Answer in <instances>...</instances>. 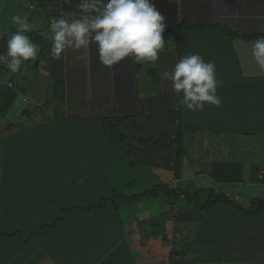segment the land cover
<instances>
[{
	"label": "crops",
	"instance_id": "1",
	"mask_svg": "<svg viewBox=\"0 0 264 264\" xmlns=\"http://www.w3.org/2000/svg\"><path fill=\"white\" fill-rule=\"evenodd\" d=\"M24 1L28 7L32 3V0ZM151 2L165 17V24H168L166 28L170 29V38L165 39L167 43L160 50L158 61L153 62L152 66H147V61L136 63L132 58H125L113 67H106L99 61L95 44L80 60L76 59L78 53L71 50L65 52V92L59 107L64 110L67 119L71 120L70 136L67 133H60L61 136L55 138L54 142L48 133L37 135V138L28 137L27 144L22 145L23 152H27V160L26 162L22 160L17 169L25 171L26 177L32 176L35 180L33 182L37 185L26 184L21 189L12 185V199L3 197L15 203L10 211L13 220L8 222L15 224L13 229L23 224L25 228L22 230H25L27 235L32 234L37 228L34 223L37 218L39 221L51 223L52 226V221L60 217L62 210L58 206L53 209L51 205L57 203L62 204V207L64 204L70 206V214L64 221L65 224L52 226L45 238L47 236L51 238L53 232H58L61 241L70 242L68 236L73 229L77 239L70 244L72 246L70 250L76 261L71 264H163L164 257L170 255V252L176 253L174 259L185 257L181 239L172 242L176 220L171 215L172 210L163 193L142 199H123L117 206L118 214L113 207L104 210L92 209L89 212L80 207L81 204L91 203L99 196L110 194L113 188L131 197L151 190L156 183L153 178L149 179L147 176L141 186L129 187L125 193L116 182L115 173L133 171V168L117 170L114 168L116 164L137 167L139 169L135 171L139 172L154 169L160 176L157 183L178 182L173 170L134 160L136 154L130 151L122 152L117 144L99 142L91 146L92 143L88 142L91 135L93 138L97 135L99 139H104L102 133L96 132L100 127L97 122L99 116L133 119V124L138 126V129L132 128L136 132L131 135L137 139H145L144 135L149 133L158 135L161 129L165 130V126H173L169 115L182 107L184 117L181 120L185 140H193V134L197 132H206L209 135L240 132L246 135L245 130H251L249 135L264 140V69L255 62L249 47L251 41L264 36V0H151ZM22 3L23 0H16L17 7ZM67 3L72 8L68 14L74 16L81 14L79 0H67ZM45 18V21L49 22L47 24H50L51 18L47 15ZM183 24H193L196 28L179 27ZM208 25L228 27L234 31L235 37L232 38L226 31H212L206 27ZM51 35L50 32V37H46L51 40ZM190 53H199L206 62L216 64L217 78L223 81L217 90L222 100L220 107L206 105L203 111L186 109L179 103V97L173 93L171 82L164 77L163 73L171 71L180 58ZM148 84H157L151 87V94L149 91L147 94L143 92ZM51 89L48 88L47 94L51 93ZM46 99L48 100L44 97L43 101L35 103L36 108L43 107L38 116H43V119H62L60 114L52 116L54 108L52 106L57 104L58 100L54 98L53 104L49 107ZM248 108L251 109L250 114L247 112ZM36 116H27V119H34ZM241 124H249L251 128L245 129ZM3 127H0L1 132ZM74 135L77 141L68 142V138ZM1 136L3 133L0 138ZM132 145L134 144L125 145V148ZM143 147V144L136 143L134 148L140 152ZM19 148L21 146L15 149ZM88 151L90 155L87 154ZM83 152L88 158H82L81 162L72 166L68 164L75 156L84 155ZM119 153H123V156L119 157L122 160H115L114 157H118ZM222 155L220 152L217 154ZM18 159L20 160L19 157ZM146 166H151V169L147 171ZM185 166L187 168L183 166L180 180L183 186H190L191 181L198 176L189 170L188 164ZM45 171L58 172L57 180L51 181V184L42 181L38 173ZM77 178L78 181H73ZM213 180L211 186L217 185L214 178ZM131 183L129 182V185ZM74 184L78 187L76 193L70 191ZM8 193L10 196V192ZM136 201L146 203L144 213L131 205V202ZM19 203L26 204L20 206ZM126 205L131 211L130 214L127 209L124 212L119 208ZM125 218L140 222L138 230L126 228ZM150 224L152 229L145 230V234L142 235V227ZM233 236L234 240H239L238 232ZM32 237L34 244L45 242L41 234ZM167 242H170V247ZM238 247L245 245L241 244ZM250 248L243 250H247V253L252 251L248 259H251V262L248 260L235 262L233 258V261L227 263H212L209 262L210 258L206 252L202 253V256L204 259L209 258L208 264H258L259 262L255 261L254 245ZM137 252L143 254L138 257ZM40 264H54V261L53 258L47 257Z\"/></svg>",
	"mask_w": 264,
	"mask_h": 264
},
{
	"label": "trees",
	"instance_id": "2",
	"mask_svg": "<svg viewBox=\"0 0 264 264\" xmlns=\"http://www.w3.org/2000/svg\"><path fill=\"white\" fill-rule=\"evenodd\" d=\"M46 1L45 3V0H32V3L37 5L33 8L29 6L30 12L43 13L45 16L47 15L48 18L53 19L68 14L72 9L67 3V0ZM203 26L204 25H200V27ZM179 27L196 28L193 24H183L181 26L179 25ZM206 27L210 28L212 31H226L229 36L232 38L235 37L234 31L228 27L222 25H208ZM16 30L17 28L11 27L5 35L0 36V54L7 52V41L10 35ZM169 31L170 29L165 28V32L163 33L165 39L170 38ZM26 34L38 45L35 63L32 64L31 67L35 69L38 68L40 60L43 58L48 74H50L53 79V93L48 94L49 98L48 100L46 99V103H48L47 105L50 107L54 102L52 101L54 98L58 100L57 104L52 106L54 107L52 116H54V114H60L62 119H27L24 124L20 119H10L11 117L8 115L9 110L17 98V95L21 92V88L17 85L14 77L9 78L7 81L2 80L3 77L2 79L0 78V127L4 126L2 132L0 131V135L3 133V136L0 138V157L3 160L0 168V264H40V262L47 257L53 258L54 264H71L76 261V258L72 257L73 252L71 253L70 250L72 248L70 244L74 243L72 241L77 239L74 230L72 229L74 232H72L73 235L71 233L68 236L70 242L61 241L58 237V232H53L52 235H54L51 238H48V236L45 238L52 226H58L62 223V225L65 224L64 221L70 214V206L64 204L62 207V204L57 203L51 205L53 209L58 206L62 210L60 217L56 221H52V226L51 223L42 220L39 221L37 218L34 220L37 228H35L30 235H27V232L22 230L25 226L23 224L22 226L18 221L15 222L21 226L12 231L1 228L3 223L13 220L10 217V211L15 206V203L9 202V199H3V197H6L5 193H11L12 185L19 189L22 187L24 188L26 184L35 183V185H37L36 182H33L35 180L32 179V176L26 177L25 171L17 169L23 162L22 160H24V162L27 160V152H23L22 145L25 146L27 144L29 140L28 137L37 138V135L47 133L51 134V140L53 142L55 138H58V136L60 137L62 133H67L68 136H70L69 121L71 120L67 119L64 110L59 107L60 104H62L65 92L64 54L60 59H55L51 55L52 40L44 36L40 30H28ZM178 35L179 33H177V36ZM28 62L29 60L25 61L21 65L20 70L13 74L19 73L25 66H29ZM7 70L10 71L4 63H0V77L4 76ZM29 100L30 99L25 96L22 98L24 103L29 104ZM250 110V108L247 109L248 114H250ZM30 111L31 110L27 108L22 109L20 116H22V114L23 116H31ZM182 112H184V109L180 107L169 115L170 121H173V126L175 127L159 133L155 141L152 138L146 141L132 136L131 134L136 132L133 129L138 127L136 125L134 126L133 119L99 116L97 122H99L98 124H100V127L96 132L102 133L104 139H99L97 135L93 138L91 135L88 138V142L92 143H89L91 146H93V143L99 142L103 144H117L118 147L122 149V152L130 151L136 154L135 157L138 161H142L149 165H159L164 169L173 170L175 179L179 183H157L156 181L151 190L143 191L131 197L113 188L110 194L99 196L95 198L94 201H91V203L81 204L80 207L85 212H89L92 209L104 210L113 207V210L118 214L117 206H119L123 199H142L147 196L155 197L163 193L172 210L171 215L176 220L173 227L174 234L172 242L174 243V238H176V240L178 238L181 239V245L184 249L183 254L185 256L183 259H174L176 253L170 252L169 264H198L200 260L204 259L202 253L205 252L210 258V260L209 258L203 260L207 264V260L212 263H227L228 261H233V258H235V262H245L252 253V251L247 253V250L251 249L250 247L252 245L255 247V261L261 262L258 264H264V196H252L248 203L243 204V202L231 198L228 193L220 188L223 183L244 182V166L250 168V171L248 168L247 172L249 182L264 184V165L256 161L250 162L248 165L247 162L245 163L238 159L226 157L216 158L210 160L211 169L208 168L206 174L214 178L217 185L196 187L192 185L183 186L180 179L182 177L183 161L187 155V150L181 120L184 117ZM74 121L82 120L74 119ZM18 126L22 128L17 130L18 132H14L12 128L17 129ZM250 131L245 130L244 133L251 134ZM130 135L132 139H130ZM74 141H77L75 135L68 138V142ZM174 142L176 143L174 144ZM131 143L135 146L136 143L143 144L144 147L140 152L135 151L134 145L125 148V145H131ZM157 143H161L160 147L163 149V152L157 150ZM20 146L21 148L15 149ZM152 146L154 147L153 150L151 149ZM83 154L84 155L75 156L69 160L68 164L72 166L81 162L82 158H88L85 156L84 152ZM87 154L90 155V151H88ZM136 158L135 160H137ZM47 162H49V160H47ZM130 164L133 165V162ZM61 172L63 171H60V173ZM38 174V177L42 181L45 180L46 183L49 184H51V181L54 182L57 180L59 176L56 171H45L39 172ZM78 179L79 178L73 181H78ZM73 187L74 188L70 191L74 193L78 192V187L75 184ZM9 198L12 199L10 196ZM180 201L182 204L179 203ZM23 204L19 203L18 205L23 206ZM5 209L6 212L4 211ZM235 232H238L240 235L238 241L234 240L235 236L232 237ZM38 234L44 237L45 242L42 244H34L33 242L32 236ZM241 244L245 245V247H238V245ZM33 245H35V247ZM243 248L247 250L244 251ZM248 261L251 262V259Z\"/></svg>",
	"mask_w": 264,
	"mask_h": 264
},
{
	"label": "clouds",
	"instance_id": "3",
	"mask_svg": "<svg viewBox=\"0 0 264 264\" xmlns=\"http://www.w3.org/2000/svg\"><path fill=\"white\" fill-rule=\"evenodd\" d=\"M79 7L80 15L65 14L50 22L51 55L55 59L68 50L79 54L76 59H83L95 44L99 61L106 67L125 58L136 63L158 61L165 46L166 24L151 0H79ZM28 30L29 25L23 24L13 32L7 52L0 54V63L13 73L37 56L38 45L26 34ZM249 47L255 62L264 69V36L251 41ZM163 75L186 109L203 111L206 105H222L217 90L223 81L217 78L216 64L206 62L199 53L183 56Z\"/></svg>",
	"mask_w": 264,
	"mask_h": 264
},
{
	"label": "rangeland",
	"instance_id": "4",
	"mask_svg": "<svg viewBox=\"0 0 264 264\" xmlns=\"http://www.w3.org/2000/svg\"><path fill=\"white\" fill-rule=\"evenodd\" d=\"M30 15V16H29ZM16 17L17 19H14ZM46 18L43 15V13L34 12L31 13L27 2L23 0V3L17 7L16 0H0V36L5 35V33L8 32V29L11 27L13 28H20L23 24L29 25V30H41V33L44 36L50 37V24H47L49 22L45 21ZM52 20V19H51ZM47 24V25H46ZM3 25V26H2ZM4 25L7 27H4ZM46 25V26H45ZM168 25V24H167ZM166 25V26H167ZM165 43H167V40H165ZM45 60L42 58L40 60V64L38 68L31 67L32 64L35 63V59L29 60L28 64L29 66H25L19 73L13 74L11 71H6L4 76H1L0 78L4 81H7L9 78L14 77L15 81L17 82V85L21 88V92L17 95V98L15 99L13 105L11 106L8 115L11 117L10 119H20L21 122L24 124V122L27 120V116H20L22 109H30L31 115H37L34 119H43V116H38L40 114V108L35 107V103H38L39 101H43L44 97L49 98V95L47 94L48 88H52L50 91L53 93V82L52 77L50 74H48L47 67L45 65ZM153 62H147V66H152ZM53 84V85H52ZM51 86V87H50ZM157 86V84H148L147 87L144 88V91L146 94L149 91L151 87ZM147 91V92H146ZM27 97L30 99L29 104L24 103L22 101L23 97ZM41 106L43 103L40 104ZM46 107V106H45ZM29 113V112H27ZM55 118V117H54ZM56 120V119H55ZM244 124V123H242ZM22 125V124H21ZM240 126L239 124H237ZM175 126L169 125L165 126V130L171 129ZM245 129L251 128V125L245 124L242 125ZM22 127L18 126L17 129L12 128L14 132H18L17 130H20ZM164 130L161 129L159 133H162ZM148 136V137H147ZM152 136V137H151ZM157 133L153 135V133H149L147 135H144L143 137L146 138L144 140L147 141V139H153L156 140ZM194 139H187L185 140V146L187 150V158H184V168H187L185 166L186 164L189 165V170L193 172L195 176H198L194 181H191L192 186H211L214 180L211 176L206 174V171L211 169L210 167V160L216 159V158H233L238 159L241 161H244L245 163L249 165L250 162H259L264 165V140L258 139L260 137L254 136V135H243L240 132H229V133H211L210 135L206 132L203 133H194L193 134ZM153 141V142H154ZM149 143V142H148ZM176 142H174L175 144ZM161 143H157L156 148L158 151L163 152V149L160 147ZM151 149L153 150L154 147L152 146ZM213 152V155L211 153ZM223 154L222 156H217L218 153ZM118 157H114L115 160H122L119 157L123 156V153H119L117 155ZM131 158H134L131 156ZM137 159V158H136ZM135 160V159H134ZM138 160V159H137ZM1 162H3L2 158L0 157V168H1ZM138 165V163H136ZM115 169H126V168H133V171H116L115 173V180L119 184V186L123 189L125 193H127L129 187L134 188L135 186H138L142 184L143 180H145V177L148 176V178H153L155 181H158V178L160 177L154 169H151V166H146V170L151 171L149 172H139L135 171L139 168L137 167H128V166H119V164L115 165ZM248 168L247 166H244L245 172H244V182H237V183H223L221 184V190H224L226 193L229 194V196L233 199H236L238 201L243 202V204H246L249 202L250 198L252 196L257 195H263L264 196V184L257 183V182H249L248 180ZM145 169V168H144ZM250 171V168H249ZM197 173V174H196ZM1 174V173H0ZM129 182H132L131 185H129ZM210 182V183H209ZM126 184V185H124ZM127 188V189H126ZM5 196L9 198V193H5ZM10 197L12 198V191L10 193ZM16 199V197L14 198ZM180 204L181 201L179 202ZM131 205L138 209L140 212H145V206L146 203L143 201L139 202H131ZM126 206L119 207L121 211L125 209L128 210V214H130V209L126 208ZM2 211V210H1ZM6 212V209L4 210ZM125 220V226L126 228L130 229H136L138 230L140 222L137 221H131ZM147 224V222L145 223ZM14 223L5 222L1 225L2 229L12 230L14 228ZM159 228L160 225L158 224ZM152 229L151 224L147 225L145 227H142L141 234H145V230ZM136 230L133 231L135 233ZM132 237V236H131ZM171 241V239H170ZM176 241V238H174V242ZM167 245L170 247V242H167ZM171 251V249H170ZM169 251V252H170ZM143 253L137 252L138 257L141 256ZM169 255L167 257H164L163 264H169ZM259 262V261H258ZM156 263V260H155ZM261 263V262H259ZM198 264H205L203 260H200Z\"/></svg>",
	"mask_w": 264,
	"mask_h": 264
},
{
	"label": "built area",
	"instance_id": "5",
	"mask_svg": "<svg viewBox=\"0 0 264 264\" xmlns=\"http://www.w3.org/2000/svg\"><path fill=\"white\" fill-rule=\"evenodd\" d=\"M46 2H47V1L45 0V3H46ZM34 6H35L34 4H31V5H30L31 8H33Z\"/></svg>",
	"mask_w": 264,
	"mask_h": 264
}]
</instances>
